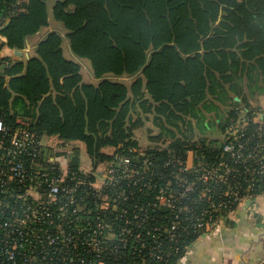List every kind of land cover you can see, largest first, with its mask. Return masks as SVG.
Wrapping results in <instances>:
<instances>
[{"label": "trees", "instance_id": "16d2710c", "mask_svg": "<svg viewBox=\"0 0 264 264\" xmlns=\"http://www.w3.org/2000/svg\"><path fill=\"white\" fill-rule=\"evenodd\" d=\"M46 1L0 0V27L6 25L0 31L5 39L0 44V116L12 129L28 130L36 141L54 136L62 145L75 141L84 145L89 173L80 168L79 152L73 148L66 158L68 171L59 200L46 205L51 217L18 229L23 238L41 229L37 237L23 242V249L27 253L43 249L55 259L58 252L51 251L45 238L76 233L78 227L92 234L96 215L112 224L109 239L118 237L126 220H138L135 215L149 216L151 225L174 221L171 212L155 205V197L160 191L180 192L182 180L195 182L199 175L182 174L177 165H168L172 155L184 160L193 150L207 164L215 163L224 135L217 140L203 134L213 125L220 134L226 133L240 115L228 93L246 108L247 96H264V0H57L52 16L67 30L70 53L89 61L96 84L82 82L78 63L63 57L56 31L47 33L36 45L35 56L25 62L9 63L1 56L3 45L22 50L27 37L48 25ZM123 79L131 81L128 87ZM241 112L252 116L248 109ZM149 114L169 139L166 148L140 147L135 140L134 131ZM125 158L128 176L114 175L100 190L95 188L101 176L97 166L114 165L118 171L116 161ZM31 160L32 156L24 157L28 170ZM57 176V167L49 166L46 177L33 178V185L40 182L43 199ZM239 184L242 187V181ZM207 187L214 191L209 192V201L226 199L219 192L225 189L223 183L196 181L189 199L182 202L192 211L184 228L178 227L171 237L164 234L160 241L161 264H177L199 239L191 217L209 207V201H198V193ZM63 192H75L74 202L72 193ZM94 192H124L118 201L120 211L101 212ZM19 205L24 209L23 203L12 206L18 210ZM2 212V219L10 217L8 211ZM2 238L0 229V242ZM146 243L152 245L151 239ZM85 260L92 261V253Z\"/></svg>", "mask_w": 264, "mask_h": 264}, {"label": "built area", "instance_id": "2783aa9c", "mask_svg": "<svg viewBox=\"0 0 264 264\" xmlns=\"http://www.w3.org/2000/svg\"><path fill=\"white\" fill-rule=\"evenodd\" d=\"M249 112H252L251 117L247 113H241L227 129L220 159L215 163L207 164L196 152L190 150L184 160L172 155L167 162L168 165H177L182 174L197 173L199 176L197 179L195 177V182L225 185V189L219 192H224L226 199L219 198L216 202L209 201L208 194L214 192L212 189L207 187L198 193V201H209L208 208H203L199 215L191 217L199 232L198 238L232 219L235 210L245 199L252 198L257 192H264V111L256 114ZM26 155L34 159L33 162L31 160L29 170L24 162ZM116 162L118 171L114 169V165H106L93 184L95 188L100 190L103 185L114 180V175L128 176V160L118 159ZM49 166L57 167L60 177L51 179L50 192L43 199L38 190L40 182L33 185L32 180L35 177H46ZM67 171L68 168L60 164V160L44 157L41 139L36 141L34 135L23 127L10 128L0 116V214L2 211L10 213L8 219L0 216V229L3 230L0 244L4 242L0 248V264H161L160 241L164 234L171 237L178 227L184 228L183 223L188 220L192 211L190 205L182 202L189 199L195 182L182 180L183 188L180 192L160 191L155 197L158 208H165L174 215V221L168 224L151 225L148 223L149 216L139 218L135 215L134 218L138 220H126L118 237L109 239L107 233L112 224L96 215L92 221V234L86 228L78 227L76 233L45 238L44 243L51 251L58 252L55 259L43 249L30 253L24 251L23 242L37 237L41 229L27 238H23L18 229H25L45 217H51L46 205L59 200L57 195L63 190L61 182ZM232 182L235 185L228 186ZM15 184L17 187L14 189ZM237 192L245 194L238 196ZM63 193L68 196L72 193L70 202H74L75 192ZM112 194L94 192L101 212L120 211L118 201L120 198L124 199L125 194ZM19 203H23L24 209L20 205L18 210L12 206ZM60 212L62 217L65 210L61 209ZM60 225L58 224V228ZM148 239H151L152 245H147ZM110 241L113 242L110 244ZM91 253L92 261L85 260Z\"/></svg>", "mask_w": 264, "mask_h": 264}, {"label": "crops", "instance_id": "0c3cea01", "mask_svg": "<svg viewBox=\"0 0 264 264\" xmlns=\"http://www.w3.org/2000/svg\"><path fill=\"white\" fill-rule=\"evenodd\" d=\"M5 26H3V28ZM38 33L39 31L27 37L26 46L22 50L10 49L6 45H3L1 48V56L7 57L9 63L22 61L18 57L23 56V54H25L26 60L29 57L35 56L36 45L46 35L42 39L37 38L34 40L35 43L32 45V48H34L33 54H29L30 48L28 47L27 40L32 36L39 35ZM3 43H5V39L0 34V44ZM67 49L69 50L68 43ZM26 60L22 62H25ZM241 84L242 86L246 84L244 76L242 77ZM129 85L126 86L128 87ZM245 93L247 95L246 90H244V94ZM228 95L238 103L236 110L240 111L239 114L243 113L241 111L245 112L247 109L249 111H253L254 114L262 110L264 111V96L262 95H256L250 99L249 96H247L249 100V108H246V106H244L245 104L241 102V99L233 93L229 92ZM146 116L147 120L144 125L136 129H140V131H142V134L139 135H143L142 141L137 139L136 130L134 131L135 140L138 145L144 148L149 146L166 148L169 143V139L166 136H163L159 127L153 123V115L149 114ZM206 116L208 119L213 118V115L211 114H207ZM214 129H219L218 125H216ZM208 131L210 132V130ZM153 134H155V137H151ZM80 168L84 172L88 170H85L81 165ZM247 200H249V203L246 208L242 210L239 205L235 210L232 219L223 223L218 229L210 230L205 235L201 236L195 243L192 244L177 264H264V192Z\"/></svg>", "mask_w": 264, "mask_h": 264}, {"label": "rangeland", "instance_id": "374dc122", "mask_svg": "<svg viewBox=\"0 0 264 264\" xmlns=\"http://www.w3.org/2000/svg\"><path fill=\"white\" fill-rule=\"evenodd\" d=\"M55 1H57V0H47L46 1L48 25L39 29V33H38L39 35L32 36L27 40L28 47L30 48L29 54L34 53V48H32V45L35 43L34 42L35 39H37V38L42 39L46 35L47 32L56 31L62 37L61 46L63 49V56L68 60H73V61L78 63V65L80 67V74L82 76V82L96 84V81L92 75V71H91L89 61L87 59L78 58V57L72 55L70 53V51L67 49V38H66L67 30L61 22L56 21L52 16L51 8H52ZM18 58L22 61L26 60L25 54H23V56L18 57ZM122 82H124L126 85H129V83H130V81H128L126 79H123ZM215 126H211L210 132L209 131L206 132L205 134H203V136H205L207 138H211V139H217V140L222 138V135H225V133L220 134L219 129H217V130L214 129ZM140 134H142V131H140V129L136 130L137 139L139 141H142L143 135L139 136ZM195 136H196V138H198L199 133L196 132ZM134 137H135V135H134ZM151 137H155V134H153ZM41 144H42L44 157H48V158L54 157L55 159L60 160V164H62L63 166H66L67 168H68V166L66 165V161H67L66 158L69 157L68 155L71 153L73 148H77V150L79 151V164L85 170L88 169L85 172L89 173V170H90L89 168L91 166L90 161H89V158L85 152L84 145L81 142L75 141L72 143H66L65 145H62L61 141H59L58 138H56L54 136H50V137H43L41 139ZM105 151L108 153H111L112 150L108 149ZM192 152L195 153V151H193V150H192ZM196 155H197V153H196ZM104 167H105V164L98 165L97 169H96L97 172L102 173V171L104 170Z\"/></svg>", "mask_w": 264, "mask_h": 264}, {"label": "water", "instance_id": "95a60500", "mask_svg": "<svg viewBox=\"0 0 264 264\" xmlns=\"http://www.w3.org/2000/svg\"><path fill=\"white\" fill-rule=\"evenodd\" d=\"M2 28H0V30H2ZM249 203V200H245L244 202L240 203V207L243 210L244 208H246L247 204Z\"/></svg>", "mask_w": 264, "mask_h": 264}]
</instances>
